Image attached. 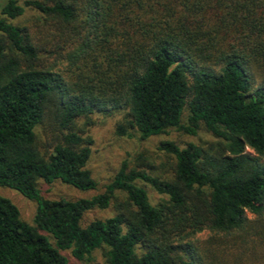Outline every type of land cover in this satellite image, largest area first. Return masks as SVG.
Masks as SVG:
<instances>
[{"label": "trees", "instance_id": "obj_1", "mask_svg": "<svg viewBox=\"0 0 264 264\" xmlns=\"http://www.w3.org/2000/svg\"><path fill=\"white\" fill-rule=\"evenodd\" d=\"M25 5L41 13L37 32L10 20L25 11L18 0L0 4V185L37 211L31 224L0 195V264H68L63 250L82 260L98 248L107 264H264V0ZM119 108V135L204 125L220 140L163 141L171 176L125 160L91 198L46 197L40 180L97 188L94 138L77 122ZM138 180L164 197L153 203ZM113 203L115 215L83 224Z\"/></svg>", "mask_w": 264, "mask_h": 264}, {"label": "rangeland", "instance_id": "obj_2", "mask_svg": "<svg viewBox=\"0 0 264 264\" xmlns=\"http://www.w3.org/2000/svg\"><path fill=\"white\" fill-rule=\"evenodd\" d=\"M8 0H0L3 5ZM26 0H18L25 6V11L17 18L10 19L12 22L20 25H25L31 30L37 32L41 22V13L31 7L25 5ZM0 9V17H3ZM44 30V29H43ZM46 39V38H45ZM127 112L126 108H119L109 111H96L92 117L95 120L94 124L88 125L85 118L78 119L79 131L84 134H91L94 138L92 144V154L88 162V167L91 169L93 176L98 182L95 189L82 190L73 185L67 184L60 179L52 183H46L40 180L38 187L42 193L51 199L58 198H91L105 190V187L110 183L113 177L118 172L123 161L127 160L131 166H139L148 169L151 173L160 176H171L173 174V156L161 149L163 141H174L180 147H185L189 143H196L206 149L216 148L219 138L202 125L196 134L186 133L182 129L171 128L166 133L155 135L147 139H141L135 133L133 137L119 135L117 125L123 119ZM188 122V110L186 109L183 115L182 123ZM138 184L145 187L149 193L151 201L158 203L164 195L158 193L153 187L147 183L138 180ZM0 195L10 198L20 209L21 216L27 222L34 224V218L37 211V202L19 191L0 185ZM124 194L118 193V200L123 201ZM117 200V201H118ZM117 213L115 204H111L108 208H94L86 212L83 218V224L87 225L96 218H107ZM255 214L249 213V217H254ZM49 235L50 240L54 243V238ZM209 231L204 230L198 234V237L206 240L209 237ZM63 253L68 257V264H107L104 249L98 248L93 251L90 257L85 259L76 258L71 249L63 250Z\"/></svg>", "mask_w": 264, "mask_h": 264}]
</instances>
